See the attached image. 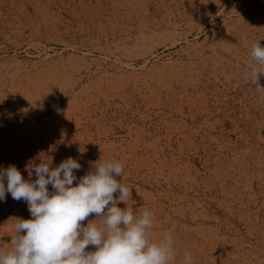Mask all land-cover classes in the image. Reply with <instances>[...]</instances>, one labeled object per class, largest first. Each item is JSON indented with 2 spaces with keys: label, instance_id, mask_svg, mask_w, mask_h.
<instances>
[{
  "label": "rangeland",
  "instance_id": "1",
  "mask_svg": "<svg viewBox=\"0 0 264 264\" xmlns=\"http://www.w3.org/2000/svg\"><path fill=\"white\" fill-rule=\"evenodd\" d=\"M0 264H264V0H0Z\"/></svg>",
  "mask_w": 264,
  "mask_h": 264
},
{
  "label": "bare ground",
  "instance_id": "2",
  "mask_svg": "<svg viewBox=\"0 0 264 264\" xmlns=\"http://www.w3.org/2000/svg\"><path fill=\"white\" fill-rule=\"evenodd\" d=\"M42 222V221H41ZM43 223V222H42ZM45 224V223H44ZM46 225V224H45ZM49 227H50V225H49Z\"/></svg>",
  "mask_w": 264,
  "mask_h": 264
}]
</instances>
